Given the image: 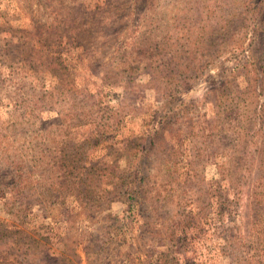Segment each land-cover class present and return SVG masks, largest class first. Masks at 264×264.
<instances>
[{
    "label": "rangeland",
    "instance_id": "1",
    "mask_svg": "<svg viewBox=\"0 0 264 264\" xmlns=\"http://www.w3.org/2000/svg\"><path fill=\"white\" fill-rule=\"evenodd\" d=\"M105 1L0 0V264H264V235L255 231L251 204L262 124L236 146L247 167L234 182L220 176L228 141L213 146L191 137L201 129L208 136L213 125L211 76L240 73L241 63L252 60L249 48L233 44L257 41L256 23L264 39L257 0H113L112 18L94 15ZM79 24L90 33L82 40L70 34ZM159 28L173 34L171 44L190 40L184 56L195 58L184 82L172 86L175 116L162 108L170 86L154 67L131 63L136 68L109 80L114 59L136 57L131 44ZM197 39L209 45L196 52ZM237 82L243 87L246 78ZM162 123L143 184L147 196L160 197L145 196L136 216L126 214L113 183L128 168L127 144ZM165 163L171 174L159 172ZM93 166L106 170L99 181L85 177ZM87 184L91 195L104 193L97 210L94 203L83 211L77 201L86 199Z\"/></svg>",
    "mask_w": 264,
    "mask_h": 264
},
{
    "label": "trees",
    "instance_id": "2",
    "mask_svg": "<svg viewBox=\"0 0 264 264\" xmlns=\"http://www.w3.org/2000/svg\"><path fill=\"white\" fill-rule=\"evenodd\" d=\"M257 2L258 6L256 7V12L259 13L260 21H263L264 0H257ZM103 6L104 7H96V9L93 10V14H103L104 17L107 18L110 17L112 12L117 9L113 0H106L103 3ZM121 6L122 5H119L118 8ZM85 13L89 14V12ZM115 14L113 16H115ZM96 18H92V20ZM96 20L98 25L103 22L102 19ZM229 21L230 20L228 19L227 23L223 26V31L226 30ZM115 28H117L116 25ZM261 29L262 28L259 27L257 23L256 27L252 29V35L255 36L257 41L254 39L246 46H244L243 43L233 44L234 49L245 50L246 48H249L252 54V60L249 59L241 63L242 71L240 73L234 69H226L225 77L220 76L219 79L218 75H215L211 76L209 79V84L211 87L208 89V93L214 94V99L210 102L211 105L213 103L214 117L212 120H207L208 123L213 121V125L209 128V135L206 136L203 129L199 130L197 133H191V137H199L201 139V143H205V138L209 139L213 146L216 145V143H224L228 141L227 148H231V154L226 156L227 159L225 165L222 166V174L220 173V176L221 179L228 177L230 182H234L239 178L238 172L242 170L243 166L247 167L243 165V162L238 156V152L236 150L237 144H239L243 136L250 134L251 128L254 130L257 124H262V127L259 130H264V106L263 104L259 103V96L262 94V90H264V39ZM58 30L59 33L65 32L63 27H60ZM73 30L74 27H71L70 34H74L75 37L82 36L80 37V40H82L84 35L90 34L84 30V25L81 24L75 28L76 33ZM219 31L220 30H215L214 33H218ZM152 32H154V29H151V33ZM59 33L56 31L53 34L51 31L49 34H53L50 37H55V35ZM202 34L206 35V30H203ZM157 35L159 36L158 40L156 39ZM70 38L72 39V37ZM172 39L173 34L169 33L167 28H159L158 33L156 32L154 35L144 36L141 33V36L131 44V47H133L134 50H138L136 57L133 59H127L124 57V55H120L119 60L115 58L113 62L115 70H110L109 80L116 82L119 80V78L121 79V76L123 77V69L128 72L136 68H133L131 63L137 64L140 62V65L145 64L148 67H154V69L158 70V78L164 80V87L170 86L167 88L168 90L166 89L167 100L163 102L162 108L172 112L173 116H175L174 101H177V98H174L173 96L175 91H173L172 86L175 87L179 82H184V78L181 77L182 72L192 68L191 66L195 62V58L184 56V49H187L188 46H191L190 40L184 42H173V45L170 43V40ZM197 41H195L196 52H198L199 49H202V46L205 47L209 45V43H202V41L199 39H197ZM77 44L81 48H84V44L82 42H77ZM122 52L126 54L127 49L124 48ZM142 55L145 56L143 60L140 59ZM254 57L256 59H254ZM199 62L200 61H198V63ZM194 66V68H196V65ZM137 67H139V65H137ZM203 68L204 67H202V69ZM249 73L251 75H248ZM240 76L246 78V84L243 87H240L239 82H237ZM261 108L262 110H260ZM172 118L173 117L171 116L169 121H172L173 123L177 122L176 119ZM162 125L159 127L158 132H155L151 135H146L145 137H139L127 144L130 148V151L128 150L129 152L127 155L128 159L126 160L129 163L128 168L122 171L120 177H118V181L113 183V185H116L115 189L120 187V191L116 193L115 197L121 203L125 204L126 214H135V212L139 210L138 208L145 196L151 201L153 198L158 199L160 197L159 192L154 193L153 196H147L146 191L143 189V184L149 178L146 164L149 162L150 145L152 142H154L155 137L163 133L167 127V125L164 123H162ZM205 147L210 148L211 152L216 150L213 149L212 146ZM192 149L198 155L199 149L190 141V150L192 151ZM196 154L195 156H197ZM256 161L259 162L260 165L257 169V173L255 174L257 179L255 187L251 191V204L255 210V215L253 218L256 219L257 217V221H254L253 224L257 228L255 231H258V234L264 235V149H260L258 151V157L256 158ZM163 162L168 161L164 159L161 160L160 163ZM96 163L100 164V161H96ZM165 164L168 165L169 162L168 164ZM99 170V167L96 166L89 167V169L86 171L87 173L85 174V177L89 180L99 181V175L102 176L106 174V170L104 174L98 173ZM162 170L168 174H171L170 165H168V167H160L159 172L162 173ZM61 171L62 175L67 179V171L63 169H61ZM192 172L194 171H187L186 178H191ZM189 180L191 179H186L185 181ZM64 191L67 192L71 190L65 188ZM84 192L86 193V199L77 200L82 204L83 211H86L87 207L92 206L94 203L97 205L95 208L97 210L99 208V200L103 198L104 193L100 196L91 195L92 191L89 190V184H87ZM185 224L188 225V221L184 222L183 226H185ZM17 238H19L21 244L28 241V239H21L20 232H18ZM259 245L261 246L259 252H261L262 257H264V240H262ZM61 263H63V261H61Z\"/></svg>",
    "mask_w": 264,
    "mask_h": 264
}]
</instances>
